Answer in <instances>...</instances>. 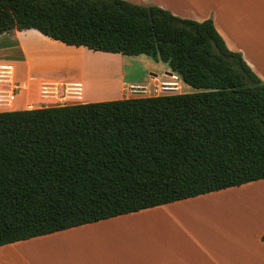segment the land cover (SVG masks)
I'll list each match as a JSON object with an SVG mask.
<instances>
[{
  "label": "trees",
  "instance_id": "1",
  "mask_svg": "<svg viewBox=\"0 0 264 264\" xmlns=\"http://www.w3.org/2000/svg\"><path fill=\"white\" fill-rule=\"evenodd\" d=\"M14 28L149 56L195 91L0 110V246L264 178V81L211 18L0 0V34Z\"/></svg>",
  "mask_w": 264,
  "mask_h": 264
},
{
  "label": "crops",
  "instance_id": "2",
  "mask_svg": "<svg viewBox=\"0 0 264 264\" xmlns=\"http://www.w3.org/2000/svg\"><path fill=\"white\" fill-rule=\"evenodd\" d=\"M140 5H156L168 10L173 15L202 21L211 18L217 32L224 40L226 46L233 51L240 53L246 64L252 71L264 81V0H127ZM258 13L259 15H255ZM37 39H43L60 47L55 58L60 57V72L66 78L77 80L81 86L89 84L92 92H87L85 99L81 102L102 101L117 98L130 97L123 91L125 84L149 83V75H157V78H165L164 74L169 73L167 64L162 72H148L146 76L141 75V71L146 67L147 59H142L144 55H139L135 59H129L120 53L95 51L84 46L66 45L57 40H53L34 28L18 30L16 28L0 34V61L9 62L11 65L15 60L22 61V66H26L29 74L33 66L37 70L47 71L58 62L38 58L34 53L38 51ZM149 57V56H148ZM13 61V62H12ZM139 63L141 64L140 67ZM156 63L158 61H155ZM87 68V65H89ZM114 68V69H113ZM137 68V69H136ZM87 69V70H86ZM136 69V70H135ZM21 80L27 82V91L37 90L36 76L23 74ZM31 77L33 80H29ZM38 79V78H37ZM76 81V82H77ZM101 81V84L100 82ZM99 84V85H98ZM184 84V83H183ZM185 86H188L184 84ZM87 86V85H86ZM24 89V88H23ZM115 92L116 96H108ZM31 94V93H30ZM82 98V92L81 97ZM30 99H32L30 97ZM26 103V102H25ZM25 103L15 106L12 109L26 108ZM255 188L264 199V178L247 182L238 186H231L221 190L200 194L194 197L176 200L158 206L142 209L139 211L112 216L96 222L71 227L64 230L55 231L49 234L32 237L25 240L0 246V253L7 249H13L15 245H24L32 241H38L60 235L64 239L86 238L91 241L94 234L76 233L78 229H87L99 224L115 221L122 216H132L154 210H165L173 205L189 202L202 196L228 192L231 190ZM185 232V231H183ZM167 235L180 234L175 231H165ZM264 221L260 227L252 230L249 239H243L233 244H227L222 253L207 252L200 242L197 243L201 249V257H194L187 254H177V245L167 242H154L145 240L106 241L98 243L93 241L90 249L93 253L98 251L96 257L91 260L81 259L79 264H264ZM109 235H106L108 238ZM99 238H97L98 240ZM171 243V244H170ZM200 244V245H199ZM203 246V245H202ZM9 249V250H10ZM61 263V262H60ZM0 264H33L30 261H19L17 258L0 255Z\"/></svg>",
  "mask_w": 264,
  "mask_h": 264
},
{
  "label": "rangeland",
  "instance_id": "3",
  "mask_svg": "<svg viewBox=\"0 0 264 264\" xmlns=\"http://www.w3.org/2000/svg\"><path fill=\"white\" fill-rule=\"evenodd\" d=\"M255 15L258 16L259 14L256 13ZM262 15L264 16V14ZM36 45L38 46V51L34 53L35 57L46 60L48 58V60L58 62V64L52 66L47 71L37 70L31 66L32 71L29 74L26 66H22V63H20L22 61L15 60V65L14 63L11 65L9 62L0 61V65L5 64L12 67L11 81L6 84V88L10 90L12 83L18 85V88H14L15 94L12 103L10 105L1 103L0 110L12 109L16 105L20 106L25 102L26 108L81 102L86 98L84 91L85 94L92 92L89 84L85 83L82 86L81 100L72 98L63 90H60L56 94L45 97L41 96L40 88L44 82L55 81L65 83L77 80L66 78L60 72V61H57L60 60V57H54L56 52L60 56L59 46L50 44L43 39H37ZM137 57L139 56H127L129 59ZM141 58H148L146 67L140 73L143 76H146L148 72L160 74L165 68L162 62L158 61L156 63L151 57L144 55ZM138 64L135 62V65ZM88 66L90 64L87 65V68ZM23 74L31 75L32 77L36 76L37 90L34 88L32 92L28 93L27 82L21 80L24 78ZM28 79L32 80L31 77ZM99 82L101 84V81ZM3 86L1 82L0 88ZM194 91L195 89L182 83L180 92ZM117 94L114 92L108 96H116ZM258 194L259 192L255 188L214 193L190 200L189 202L180 203L179 205H173L171 208L168 207L165 210H154L132 216H122L115 221L105 222L87 229L76 230V233L94 234L95 238L92 241L88 237L64 239V237L58 235L32 241L24 245H15L13 249L9 247L10 250L7 249L6 252H1L0 255L5 254L6 256L17 258L19 261H30L33 264H79L81 259L91 260L101 257V255L96 256L98 251L95 253L91 251L90 246L93 241L104 244L109 240L122 242L125 239L141 240V238L156 243L167 242L165 240H168L173 245L178 246L175 252L180 255L187 254L201 257L202 253L197 245L198 242L209 253L215 251L222 253L227 244L249 239L247 237H251L252 230L260 227L264 221V199L262 195L259 197ZM244 197H248L251 201H248L246 204V198ZM165 231H175V233L180 234L167 235ZM107 234L109 235L108 238H106ZM97 238L99 239L97 240Z\"/></svg>",
  "mask_w": 264,
  "mask_h": 264
},
{
  "label": "built area",
  "instance_id": "4",
  "mask_svg": "<svg viewBox=\"0 0 264 264\" xmlns=\"http://www.w3.org/2000/svg\"><path fill=\"white\" fill-rule=\"evenodd\" d=\"M8 67L10 68L11 66L5 64L0 65V83L2 82V84L5 86L0 88V104L3 103L2 100H5V98L10 96H13V100L15 94L14 88H18V85L15 83H12V88L10 90L6 88V84L10 82L7 79L11 78L8 73ZM164 77L165 78H157L156 74L149 75V83L125 84L123 91L130 97L180 93L182 86L180 77L172 71L165 73ZM60 90H63L67 95H70L74 99H80L82 86L76 81L65 83H59L55 81L44 82L40 88V95L45 97L51 94H56L60 92ZM73 95H76V97Z\"/></svg>",
  "mask_w": 264,
  "mask_h": 264
},
{
  "label": "bare ground",
  "instance_id": "5",
  "mask_svg": "<svg viewBox=\"0 0 264 264\" xmlns=\"http://www.w3.org/2000/svg\"><path fill=\"white\" fill-rule=\"evenodd\" d=\"M8 73H9V76L11 77V73H12V67H8ZM7 80H9V81H11V79H7ZM74 97H76V95H73ZM12 98H13V96H10V97H7V98H5V100H2V104H5V105H10L11 103H12ZM250 197V196H249ZM228 198V197H227ZM230 198V197H229ZM244 198H246L245 200H246V204L248 203V201H251V200H249L248 199V197H244ZM229 200H231V199H229ZM229 202V201H228Z\"/></svg>",
  "mask_w": 264,
  "mask_h": 264
}]
</instances>
